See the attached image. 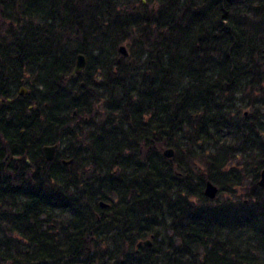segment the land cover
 I'll return each instance as SVG.
<instances>
[{"label": "trees", "instance_id": "16d2710c", "mask_svg": "<svg viewBox=\"0 0 264 264\" xmlns=\"http://www.w3.org/2000/svg\"><path fill=\"white\" fill-rule=\"evenodd\" d=\"M263 167L264 0H0V264H264Z\"/></svg>", "mask_w": 264, "mask_h": 264}, {"label": "water", "instance_id": "95a60500", "mask_svg": "<svg viewBox=\"0 0 264 264\" xmlns=\"http://www.w3.org/2000/svg\"><path fill=\"white\" fill-rule=\"evenodd\" d=\"M118 49H119L120 54H122L124 56L127 55V50H126V47L124 45H120ZM85 64H86L85 56L81 53L78 54L76 57L75 65H74V68L72 70L71 75L73 76V75L80 73L84 69ZM25 94H27V89L20 88L19 95H25ZM56 148H57V144L45 145L42 147L43 154H44L45 159L47 161L53 160V158L55 156ZM162 154L166 158H171L174 155V150L172 148H166L162 151ZM71 162H72L71 159L62 160V163H64V164H70ZM258 183H259L260 187L264 188V167L259 172ZM203 193L207 198L214 199V198H216V196L218 194V187L213 182L207 180L205 182V185H204ZM100 206L106 207V206H108V204L104 203V202H100ZM139 244H144L145 246L150 247L151 246V239H145V240L139 241L138 245ZM77 264H81V263H77Z\"/></svg>", "mask_w": 264, "mask_h": 264}, {"label": "rangeland", "instance_id": "374dc122", "mask_svg": "<svg viewBox=\"0 0 264 264\" xmlns=\"http://www.w3.org/2000/svg\"><path fill=\"white\" fill-rule=\"evenodd\" d=\"M224 195V194H223Z\"/></svg>", "mask_w": 264, "mask_h": 264}]
</instances>
